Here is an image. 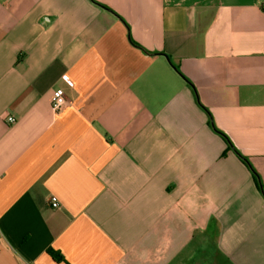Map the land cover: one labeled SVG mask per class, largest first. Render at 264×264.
I'll list each match as a JSON object with an SVG mask.
<instances>
[{
  "label": "crops",
  "instance_id": "crops-1",
  "mask_svg": "<svg viewBox=\"0 0 264 264\" xmlns=\"http://www.w3.org/2000/svg\"><path fill=\"white\" fill-rule=\"evenodd\" d=\"M0 264H264V0H0Z\"/></svg>",
  "mask_w": 264,
  "mask_h": 264
},
{
  "label": "built area",
  "instance_id": "built-area-1",
  "mask_svg": "<svg viewBox=\"0 0 264 264\" xmlns=\"http://www.w3.org/2000/svg\"><path fill=\"white\" fill-rule=\"evenodd\" d=\"M63 80L64 82L70 86V87H74V82L71 78H69L68 76H63ZM67 104V100H66V94L64 92L63 89L59 88V89H56L53 93V97H52V103H51V109H52V112L54 114H58L60 113L64 107L66 106ZM6 121L10 124L14 123L15 122V119L11 116H8L6 118ZM52 206L54 208H57L58 207V203L56 201L52 202Z\"/></svg>",
  "mask_w": 264,
  "mask_h": 264
},
{
  "label": "trees",
  "instance_id": "trees-1",
  "mask_svg": "<svg viewBox=\"0 0 264 264\" xmlns=\"http://www.w3.org/2000/svg\"><path fill=\"white\" fill-rule=\"evenodd\" d=\"M226 137V136H225ZM227 138V137H226ZM228 141V140H227ZM229 142V141H228ZM230 144V143H229ZM231 145V144H230ZM48 254H50L52 256V258L58 262L63 260V257L60 253L54 251L53 249H49L48 250Z\"/></svg>",
  "mask_w": 264,
  "mask_h": 264
}]
</instances>
